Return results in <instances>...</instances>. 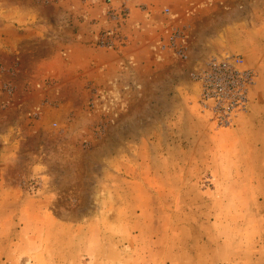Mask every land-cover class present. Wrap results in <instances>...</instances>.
<instances>
[{
  "label": "rangeland",
  "instance_id": "obj_1",
  "mask_svg": "<svg viewBox=\"0 0 264 264\" xmlns=\"http://www.w3.org/2000/svg\"><path fill=\"white\" fill-rule=\"evenodd\" d=\"M0 264H264V0H0Z\"/></svg>",
  "mask_w": 264,
  "mask_h": 264
},
{
  "label": "built area",
  "instance_id": "obj_2",
  "mask_svg": "<svg viewBox=\"0 0 264 264\" xmlns=\"http://www.w3.org/2000/svg\"><path fill=\"white\" fill-rule=\"evenodd\" d=\"M164 13L167 14L168 10ZM107 37L108 34H105L100 38L102 47H110L105 43ZM239 62L240 59L229 56L211 61L195 76L204 103L212 106L211 112L216 116L217 125H229L234 114L245 107L246 90L251 79L249 72L239 69Z\"/></svg>",
  "mask_w": 264,
  "mask_h": 264
},
{
  "label": "crops",
  "instance_id": "obj_3",
  "mask_svg": "<svg viewBox=\"0 0 264 264\" xmlns=\"http://www.w3.org/2000/svg\"><path fill=\"white\" fill-rule=\"evenodd\" d=\"M65 27L68 28L74 36V38L65 39L68 42V44H71V46L82 45L86 41H88V39L93 40L97 36V34L86 35L84 28H80V27L76 28V26L71 24H67ZM158 89L162 93H168V89H170V86L161 83Z\"/></svg>",
  "mask_w": 264,
  "mask_h": 264
}]
</instances>
